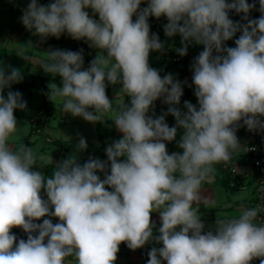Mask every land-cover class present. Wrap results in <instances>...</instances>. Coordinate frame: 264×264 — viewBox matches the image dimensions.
Masks as SVG:
<instances>
[{"label":"clouds","instance_id":"obj_1","mask_svg":"<svg viewBox=\"0 0 264 264\" xmlns=\"http://www.w3.org/2000/svg\"><path fill=\"white\" fill-rule=\"evenodd\" d=\"M141 3L147 7L140 10ZM259 5L261 15L253 20L248 13L255 4L247 0H52L48 5L30 0L21 23L33 35L43 40L67 33L99 50L87 69L82 50L44 53L47 59L36 65L62 81L49 86L48 98H60L65 114L93 124L113 112L111 121L122 138L106 147V162L89 158L81 166L70 157L51 178L33 171L47 163L38 162L33 147L9 143L17 132L14 112L26 110L27 102L19 91L3 94L23 75L15 67L9 72L0 67V264H70L68 257L75 264H115L121 243L136 250L152 240L162 247L149 251L147 264H251L255 259L264 264V223L257 221L264 207L216 220L215 232L206 233L194 207L207 199L200 195L201 185L214 178V165L231 162L241 148L255 151L238 140L239 123L264 131L259 119L264 117V0ZM231 11L243 14L247 23H234ZM150 16L167 19V37H181L178 55L187 54L190 42L203 45L192 65L198 108L185 101L182 113L175 107L183 95L181 83L149 66L150 52L164 49L158 36L150 35ZM238 31L235 47H224ZM24 45L34 49L31 41ZM16 55L34 59L24 49ZM106 82L121 86V99L109 100ZM160 98L168 111L153 118L148 113ZM165 115L175 118V126L167 125ZM177 128L183 129L182 153L169 154L166 142L175 139ZM77 148H87L84 138ZM98 172L105 173L103 180ZM153 212L161 221L155 237ZM48 216L59 222L36 223ZM13 228L22 229L27 240L16 243Z\"/></svg>","mask_w":264,"mask_h":264},{"label":"crops","instance_id":"obj_2","mask_svg":"<svg viewBox=\"0 0 264 264\" xmlns=\"http://www.w3.org/2000/svg\"><path fill=\"white\" fill-rule=\"evenodd\" d=\"M0 1L4 3V5L0 4V22L6 26V36L10 33V35H14L17 37L15 40H13L14 38L12 40L9 39L10 41H15L11 46L8 47L7 44V47H0V67H3L6 72H9L11 70V67L20 69L23 75L22 81L24 83L30 82L34 77L39 78L42 80V83L47 90V93L45 95V106L48 111V116L45 117L44 122L37 123L35 127H32L28 123L29 118L33 117V109L42 105V94L40 86H35L30 90L31 98L27 102L26 110H16V113L14 114L16 116L18 125L17 132L13 134V136L9 140L10 145H12L14 148H18L19 145L23 143L26 147H33L38 157V162L47 163L45 165H54L55 167L61 161L70 157L75 158L76 162L81 166L86 161H88L89 158H97L101 161L106 162V147L111 145L114 141L122 138V133H120L116 129L115 125L111 121L114 118V113H107L105 117L106 120L102 123L98 122L93 124L88 122V124L92 125V133L87 135V138L85 140L95 145L93 148V152H88L87 150H78L77 146L73 145L74 143H72V138H75L77 136L70 131H74L75 129L79 130L80 117H73L70 114H65L62 111V100L60 98H57L54 102H52L48 98L49 86L47 85V83L61 86V78L59 76L53 77L50 74H46L38 65H36V61L47 59V56L44 53L48 52L51 49L67 50L71 42V37L67 33H64L59 38L50 36L42 40L39 36L33 35L32 31L27 30L21 23L23 10L27 8L30 0ZM51 2L52 0H37V3L39 5H48ZM16 26H18V28H16ZM29 41L32 42L34 49L27 48L24 45ZM21 49H24L25 53L31 55L34 59L32 61H25L24 59L16 55ZM98 51L99 50H96L94 47H90L89 43L86 42V53L91 61L96 57ZM154 69L158 70L161 77L163 78V76L169 74L170 72H176L177 67H173L169 71H166L162 66ZM118 91V88L114 87V85L107 84L106 82V94L110 101L121 99V97L118 95ZM124 102L125 104H129L130 99L128 97H125ZM164 106L165 104L163 103V98L157 99L154 102L152 109H150L148 115L152 116L153 118H158L159 116L164 114ZM113 107H116L115 103ZM40 125L41 127L39 128ZM85 134L86 133L84 132L81 136ZM68 138L71 139L68 140ZM166 145H168L167 151L169 154H172L173 152L182 153L180 149H172L169 148V144ZM50 151H56V153H58V155H56V159L54 160L52 158L50 160L48 158L46 159V162H44L46 156L45 152ZM124 159V157H121V160ZM40 168L41 167L38 164L34 165L32 170L38 171ZM245 169L249 171L248 166L245 167ZM97 174L101 176L100 178L102 180L104 179L105 173L98 172ZM108 174H110V172H108ZM216 174L217 172L214 171V178L216 177ZM45 177L47 176L45 175ZM49 178H51V176H49ZM215 180L216 181H213L212 179L211 184H209L208 186L204 187L201 185V188L203 190H206L208 188H211L213 185L220 184V182L217 181V178H215ZM241 180L242 184L246 183V181H244L243 179ZM217 186L220 188L219 192L221 191L219 198H217L216 200L206 199V201L201 202L197 205L198 211L199 208H207L210 210L202 212L203 214L201 217V221L205 223V227L203 229V232L205 233L215 228L216 220H230L232 216H235V213L237 212L236 207H238L239 205L235 206L234 202L243 199H231L230 196L227 195V193L231 190H225L221 184ZM42 198L47 200L46 193L43 190ZM221 203L224 204L222 207ZM152 214L150 215L151 221L155 224V227L153 228V236H155L158 234V229L161 226V221H158L157 216L155 217ZM48 218L52 220L53 224L59 222L54 217L48 216ZM153 247L160 248L162 247V244L156 243L155 240H152L146 243L142 248L132 250L127 247L126 243H121L119 245V251L117 253L115 264H147L148 253ZM143 254H145L146 256L144 257Z\"/></svg>","mask_w":264,"mask_h":264},{"label":"rangeland","instance_id":"obj_3","mask_svg":"<svg viewBox=\"0 0 264 264\" xmlns=\"http://www.w3.org/2000/svg\"><path fill=\"white\" fill-rule=\"evenodd\" d=\"M5 1H8V0H5ZM227 2L230 3L231 0H227ZM247 2L249 4H255V7L253 8V10L248 13L249 19H253V20L258 19L261 15V13L259 11V8H260L259 0H247ZM146 7H147V3H141V5L139 6V9L142 10ZM229 18L234 23H238L241 25H244L247 23V21H245L243 19V14H237L235 11L229 12ZM148 20L151 22H154L156 24H159L162 27V31L159 32L158 38L164 45L163 51L155 52V54H156L155 56L154 55L152 56L151 54H149V66L153 67V68H159V66H162L166 71L171 70V68H173V67H177L176 72H173V73L170 72L169 73L173 76L174 81H179L181 83L182 90H183V95L181 96L180 103L178 105H176L175 107H177L182 113H186L187 110L184 108V103H185V101H188L192 105H194L198 108L199 107L198 101L194 95L195 88H194V85L192 84L193 71L190 69H187V68L180 67L176 63L173 62V57L178 54V52L176 50H178L182 47L181 37L178 34L173 36V37H167L165 35L164 26L168 22L165 17L161 16L159 19H157V18L150 16ZM133 21H135V16L133 17ZM16 28H18V26H16ZM6 31H7L6 26L0 22V35H1L0 36V47H4V46L7 47V44H8V47L11 46L15 41H10V40H12L13 38H14L13 40H15L17 38L14 35H10V33L6 36V33H7ZM240 34L241 33L238 31L233 36V38L231 40L226 41L223 46L229 47V48L235 47V40L239 38ZM187 49H189V51L199 55V53H201L203 51V45H197L194 42H190L187 45ZM96 50H98V49H96ZM213 55H216V53L213 52ZM47 85L50 86L51 83H47ZM114 87L118 88V85H114ZM164 107H165V110L167 113L169 105L165 104ZM32 116L36 117L38 119V121L42 123V122H44L45 117L48 115L42 114L41 116H38V115H32ZM167 119H168L169 123H171L172 125L175 126L176 121H175V118L173 116L167 115ZM79 120H80L79 130L75 129L74 131H70L71 133L76 134V136H77L75 138H72V140H73L72 143H74L73 145H75V146L78 145L80 138L86 139L87 135L92 133V130H91L92 125L88 124V122H86L85 120H83L81 118H79ZM239 127H240V124L237 126L236 136H237L238 140L240 141ZM178 129L180 130V133L176 134L175 139L172 142H166V144H169V148L179 149L178 143H179V141L183 135V129H181V128H178ZM84 132L86 134L81 136L82 133H84ZM70 139L71 138H68V140H70ZM86 143H87V148L85 150H87L88 152H93V148L95 145L91 144L88 141H86ZM167 147H168V145H167ZM180 151H182V150L180 149ZM45 155L46 156H45L44 162H46V159H48V158L50 159V157H51V159L53 158L55 160L56 155H58V153H56V151L55 152L50 151V152H45ZM244 162H246V161L242 157V149H241L239 152H236L233 154L231 162H229L227 164L224 163L222 166L223 168L224 167H232L234 172H232V171H229V172H231L232 174L235 173V175H236V177L234 178V182L231 185L232 189L230 192L227 193V195L230 196L231 199L243 198V199H246L245 201H247L244 205H239L238 207H236L237 212L235 213V216H232L231 219L238 218L241 215V212L244 208H252V207L257 206V205L264 207V196H263L261 203H256V201L252 200V198L254 199V197H252V195H251V192L253 191V183H251L252 182L251 180L253 177V170L250 167H249V171L246 170L245 167H247V165H245ZM40 167L41 168L38 171L42 172V174L44 176L46 175L47 178H49V176H52V173L56 168L54 165H43V166L40 165ZM97 175L99 177H101L99 174H97ZM241 179L246 181V183L242 184ZM213 181H216L215 178H213ZM218 182H220V181H218ZM217 185H220V184H217ZM217 185H213L211 188H208L206 190L202 189L200 192L201 197L207 198L208 200H216L217 198H219L221 191L219 192L220 188ZM242 188H244V189H242ZM108 190L111 191L110 188ZM222 192H223V190H222ZM41 196H42V191H41ZM202 202H204V201H202ZM202 205H204V204H202ZM223 205L224 204H222L221 207ZM194 207L197 208L198 206L194 205ZM224 209H225V207H224ZM198 214L200 215V218H201L203 213L198 211ZM152 215H154L155 217L157 216L158 221L160 220V218L158 217L159 216L158 212H153ZM257 221L264 223V215L258 217ZM143 256L145 257L146 255L143 254ZM68 261L70 262V264H75L74 260H68ZM164 263L166 264V262H164ZM164 263H162V264H164ZM252 264H260L259 259H255L254 263H252Z\"/></svg>","mask_w":264,"mask_h":264},{"label":"built area","instance_id":"obj_4","mask_svg":"<svg viewBox=\"0 0 264 264\" xmlns=\"http://www.w3.org/2000/svg\"><path fill=\"white\" fill-rule=\"evenodd\" d=\"M93 17V16H90ZM95 18V17H93ZM150 26L155 25L156 23L148 20ZM74 43V52L75 51H83L86 49V40H74L71 38ZM198 55L189 51L187 49V54L185 56L176 55L173 57V62L178 64L181 67L192 70V65L194 63L195 58ZM83 56V60H84ZM42 113H39L41 115ZM261 121H264V117L259 118ZM28 123L35 127L38 123V119L36 117H31L28 120ZM241 130V144L245 149L254 148L255 151H247L242 149V156L244 160L247 162L250 168L253 170L252 183L254 191V199H256V203H261L264 196V131L255 130L249 131L246 126L243 125V121L240 123ZM227 167H224L226 169ZM230 171L234 172L232 167H229Z\"/></svg>","mask_w":264,"mask_h":264},{"label":"trees","instance_id":"obj_5","mask_svg":"<svg viewBox=\"0 0 264 264\" xmlns=\"http://www.w3.org/2000/svg\"><path fill=\"white\" fill-rule=\"evenodd\" d=\"M0 4L4 5V3L2 1H0ZM89 16H93V13L91 12V10H89ZM97 18V17H95ZM162 31V27L159 25V24H155L153 26H150V35L151 34H156L157 36L159 35V32ZM67 50H71V51H74V43L71 39V42L67 48ZM150 54L153 56H155V52H150ZM83 56H84V63H83V69H87L91 60L90 58L87 56V53H86V49L83 51ZM178 65V64H177ZM179 66V65H178ZM181 67V66H180ZM184 68V67H183ZM35 86H40V90H41V94H42V105L39 106V107H36L35 109H33L32 111V115H38V116H41L39 115V113H42L43 114H48V111L46 109V106H45V95L47 93V90L46 88L44 87L43 83H42V80L39 79V78H36L34 77L30 82L28 83H24L23 81L19 82V83H15V84H12L11 85V88L8 89V90H5V92L3 93L5 95V97L7 96V91H13V92H16V91H19L21 94H22V99L26 102H28V100L31 98V88L35 87ZM121 86L118 85V89L120 88ZM16 113V111L14 112V114ZM164 114H166V110H165V107H164ZM163 115V114H162ZM165 122L167 123V125L169 127H173L174 125H172L171 123H169L168 119H167V115H165ZM39 123V121H38ZM41 127V125L39 126V128ZM177 133H180V130L177 128ZM239 136H240V142H241V130H240V127H239ZM243 157V156H242ZM244 158V157H243ZM224 163H221V164H217V165H214V168H215V172H217L216 174V177L217 178V181H220V184L223 186V188L225 190H231L232 187L231 185L233 184L234 182V178L236 177L235 173L232 174L229 169V167H227L226 169H224L222 166H223ZM227 164V163H226ZM245 165H247L249 167V165L247 164V162H244ZM225 166V165H224ZM252 181V180H251ZM252 183V182H251ZM209 184H211V182H204L202 184V186H208ZM254 191L255 189L253 188V191L251 192V195L252 197H254ZM253 201H255L253 198H252ZM246 201L244 199L242 200H238V201H235L234 202V205L237 206V205H243L245 204ZM199 211L200 212H206V211H210L209 209L207 208H199ZM43 219H49L48 217L46 218H41L39 221H36V223H42L43 222ZM211 231L215 232V228H213ZM11 232L12 234H14L16 237H17V241L16 243L19 242V240L23 239V240H27V235L23 232L22 229L20 228H13L11 229ZM208 232V231H207ZM33 235H37V233H33ZM158 235V234H157ZM156 236V235H155ZM154 236V237H155ZM47 241H45L46 243ZM68 260H74L73 257H68L67 258ZM254 263V260L251 262V264Z\"/></svg>","mask_w":264,"mask_h":264}]
</instances>
